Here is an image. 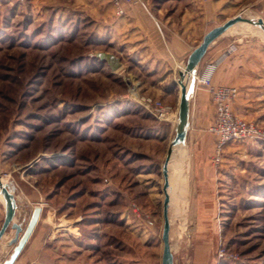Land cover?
<instances>
[{"label": "rangeland", "instance_id": "rangeland-1", "mask_svg": "<svg viewBox=\"0 0 264 264\" xmlns=\"http://www.w3.org/2000/svg\"><path fill=\"white\" fill-rule=\"evenodd\" d=\"M239 13L260 17L247 3ZM94 16L90 0H0V177L22 227L40 205L36 229L80 231L68 259L160 264L161 166L176 119L160 120L153 109L175 108L148 93L150 75L111 51ZM240 25L248 36L264 35ZM185 154L183 216L168 207L173 264H264V141H231L217 163L213 147L202 166L215 170L211 186L193 187ZM13 232L1 239L0 262Z\"/></svg>", "mask_w": 264, "mask_h": 264}, {"label": "crops", "instance_id": "crops-1", "mask_svg": "<svg viewBox=\"0 0 264 264\" xmlns=\"http://www.w3.org/2000/svg\"><path fill=\"white\" fill-rule=\"evenodd\" d=\"M90 1L95 7V26L101 37H107L112 45L111 51L132 61L144 76L150 75L148 93L169 102L176 111L179 101L177 73L183 69L188 54L204 33L234 16L241 3L253 7V11L264 20V0H136L125 4L123 15H116L110 0ZM236 24L234 30L225 31L208 46L196 73L210 61H216L212 83L238 89L231 102L232 112L264 126V35L248 36L243 33L248 29L241 27V22ZM213 117L209 92L193 84L189 92L185 143L179 146L190 152L193 166L189 179L194 188L201 181L211 186L214 180L212 166L202 167L213 153L216 137L208 130ZM168 125L173 136L176 124L168 122ZM3 216L4 205L0 203V224ZM51 218L48 216L45 223ZM36 226L12 264H84V260L67 258L73 250L68 242L71 239L78 241L79 230L74 233L68 226L46 229H36ZM64 234L68 237L66 243L60 240ZM1 242L0 255L6 249ZM89 257L95 258L93 255Z\"/></svg>", "mask_w": 264, "mask_h": 264}, {"label": "water", "instance_id": "water-1", "mask_svg": "<svg viewBox=\"0 0 264 264\" xmlns=\"http://www.w3.org/2000/svg\"><path fill=\"white\" fill-rule=\"evenodd\" d=\"M247 23L257 26L264 33V20L261 17L255 19L244 17L240 13L236 14L221 24H218L204 33L200 42L188 54L184 67L179 70L177 75V83L179 85V101L177 107V123L175 125L174 135L169 142L165 158L161 166V175L163 178L162 184V253L160 264H173V254L169 242L170 220L168 217V207L170 196L167 189L169 188L168 180V162L172 153V148L185 143L186 132L188 128L189 118V92L194 84V74L197 67L202 60L208 46L230 27L236 23ZM233 48V47H231ZM0 194L4 199V216L0 224V240L3 238L6 231L13 229V237L9 239V245H13L8 257L2 264H12L17 258L21 249L32 234L41 214V206L37 205L32 209L26 225H22L15 221L16 201L12 191L9 189L7 183H2L0 177Z\"/></svg>", "mask_w": 264, "mask_h": 264}, {"label": "built area", "instance_id": "built-area-1", "mask_svg": "<svg viewBox=\"0 0 264 264\" xmlns=\"http://www.w3.org/2000/svg\"><path fill=\"white\" fill-rule=\"evenodd\" d=\"M115 7L117 15L124 14L125 4L134 3L136 0H110ZM216 61L207 63L199 73L194 74V85L206 89L211 97L214 107V117L208 130L216 137L214 142V155L212 161L217 163L224 146L234 140L250 139L264 141V126L259 123L241 118L231 110V102L236 98L238 89L232 85H214L212 76L216 69ZM146 105H151L150 98L143 99ZM155 116L165 121L168 116H173L176 110L164 106L160 102L154 103ZM170 117V118H171ZM169 119V118H168ZM167 119V120H168ZM168 122V121H167ZM219 251V256H223Z\"/></svg>", "mask_w": 264, "mask_h": 264}, {"label": "bare ground", "instance_id": "bare-ground-1", "mask_svg": "<svg viewBox=\"0 0 264 264\" xmlns=\"http://www.w3.org/2000/svg\"><path fill=\"white\" fill-rule=\"evenodd\" d=\"M236 26H237V24H234L232 26V28L228 29L227 31H229V30L231 31V29L234 30V28ZM172 118H175L176 119V123H177V113L176 112L172 116ZM173 149H174V147L172 148V150ZM171 155H172V153H171ZM172 158L173 159L170 162V164L173 166L172 172L175 173V174L174 175L173 174H171V175L169 174V176H168L169 188L167 189V191H168V194L170 196V202L169 203H170V205L173 206V209H172L173 210V216L174 217H177V218H180V217L183 216L182 215L183 208H181V207L178 206V202L180 200L183 201V202L185 201V197H184V194H183V191L185 189V186H184L183 180L179 176L181 163L186 158V154H185V151L183 150V148L177 149L176 152H175V155ZM170 164H168V169H171V167L169 168V165ZM1 181H2V183H6V181L4 179L1 180ZM0 200L4 204V199H3V197H2L1 194H0Z\"/></svg>", "mask_w": 264, "mask_h": 264}]
</instances>
